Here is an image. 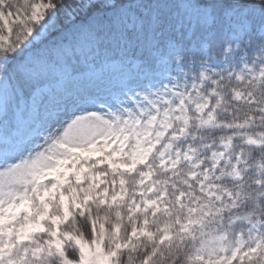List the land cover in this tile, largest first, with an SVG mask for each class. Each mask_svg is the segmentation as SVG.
<instances>
[{"label":"snow or ice","instance_id":"1","mask_svg":"<svg viewBox=\"0 0 264 264\" xmlns=\"http://www.w3.org/2000/svg\"><path fill=\"white\" fill-rule=\"evenodd\" d=\"M0 264H264V0H0Z\"/></svg>","mask_w":264,"mask_h":264}]
</instances>
